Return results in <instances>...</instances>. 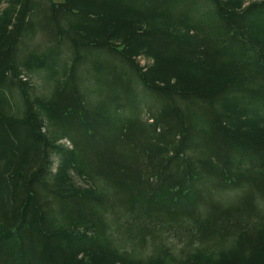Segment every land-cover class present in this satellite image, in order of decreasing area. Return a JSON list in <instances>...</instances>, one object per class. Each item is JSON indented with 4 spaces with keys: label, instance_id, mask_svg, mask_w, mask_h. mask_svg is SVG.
Returning <instances> with one entry per match:
<instances>
[{
    "label": "trees",
    "instance_id": "obj_1",
    "mask_svg": "<svg viewBox=\"0 0 264 264\" xmlns=\"http://www.w3.org/2000/svg\"><path fill=\"white\" fill-rule=\"evenodd\" d=\"M0 264H264V0H6Z\"/></svg>",
    "mask_w": 264,
    "mask_h": 264
},
{
    "label": "rangeland",
    "instance_id": "obj_2",
    "mask_svg": "<svg viewBox=\"0 0 264 264\" xmlns=\"http://www.w3.org/2000/svg\"><path fill=\"white\" fill-rule=\"evenodd\" d=\"M5 5H6V0L4 2L0 3V10L3 7H5ZM139 60H140L141 64H145L147 62V60L145 58H143V57L139 58ZM77 180H78L79 183L84 184V185L90 184V181L85 180L83 178H77Z\"/></svg>",
    "mask_w": 264,
    "mask_h": 264
}]
</instances>
